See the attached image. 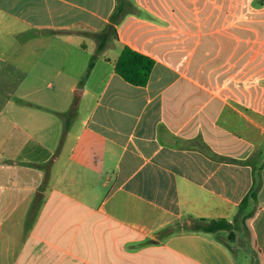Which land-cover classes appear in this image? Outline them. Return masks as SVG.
<instances>
[{
    "label": "crops",
    "instance_id": "0c3cea01",
    "mask_svg": "<svg viewBox=\"0 0 264 264\" xmlns=\"http://www.w3.org/2000/svg\"><path fill=\"white\" fill-rule=\"evenodd\" d=\"M132 1L80 87L95 50L80 31L117 0H0L15 76L0 84V264H238L212 233L164 228L232 219L256 172L264 264V0ZM124 45L154 59L145 84L115 71ZM74 103L64 132L55 111Z\"/></svg>",
    "mask_w": 264,
    "mask_h": 264
},
{
    "label": "trees",
    "instance_id": "16d2710c",
    "mask_svg": "<svg viewBox=\"0 0 264 264\" xmlns=\"http://www.w3.org/2000/svg\"><path fill=\"white\" fill-rule=\"evenodd\" d=\"M132 12H138V8L134 5L132 0H117L115 8L110 15V21L101 29L96 31H80L82 34L92 38L95 42V50L90 56L85 73L79 80L80 87L86 82V79L99 56L106 49L117 45L119 41L117 24H119L128 13ZM153 65L154 59L128 45H124L119 49V55L115 61V71L127 81L136 85H143L148 81ZM76 110L77 106L76 103H74L66 112L55 111V113L61 116L64 120V132L68 129ZM256 173L257 176L254 177L251 188L240 201L237 212L232 219L226 217H194L189 215L184 219L167 225L164 228V235L168 236L180 231L212 233L218 241L225 244L234 254H236L237 252L234 246L227 240L225 235L227 234V237L230 240L234 239L235 231H247L250 235L251 230L248 225V219L255 214L258 208V192L262 182L260 172ZM40 201L41 196L38 193L31 206V212L36 209L38 204H40Z\"/></svg>",
    "mask_w": 264,
    "mask_h": 264
},
{
    "label": "rangeland",
    "instance_id": "374dc122",
    "mask_svg": "<svg viewBox=\"0 0 264 264\" xmlns=\"http://www.w3.org/2000/svg\"><path fill=\"white\" fill-rule=\"evenodd\" d=\"M3 33L6 34L5 28L0 27V35ZM0 40V84L2 82L3 86L6 87L13 85L12 82H14L15 78V76L11 74L13 67V48L11 42L7 40L5 35H3ZM4 95H6L5 92ZM225 237L234 246L237 252L236 258L238 260V264H251V262H256L258 257L257 248L247 231H235V237L232 240L227 237V234Z\"/></svg>",
    "mask_w": 264,
    "mask_h": 264
}]
</instances>
